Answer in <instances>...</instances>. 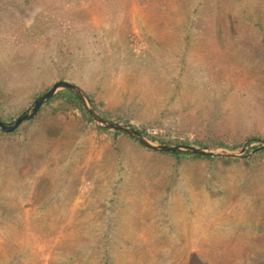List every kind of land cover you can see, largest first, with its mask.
I'll return each instance as SVG.
<instances>
[{
	"label": "rangeland",
	"instance_id": "obj_1",
	"mask_svg": "<svg viewBox=\"0 0 264 264\" xmlns=\"http://www.w3.org/2000/svg\"><path fill=\"white\" fill-rule=\"evenodd\" d=\"M58 81L157 141L264 140V0H0V120ZM96 128L55 98L0 132V264H264V153Z\"/></svg>",
	"mask_w": 264,
	"mask_h": 264
},
{
	"label": "water",
	"instance_id": "obj_2",
	"mask_svg": "<svg viewBox=\"0 0 264 264\" xmlns=\"http://www.w3.org/2000/svg\"><path fill=\"white\" fill-rule=\"evenodd\" d=\"M62 90L70 91L77 98L94 126L111 132L124 133L143 148L153 152L192 154L212 159L244 160L257 152L264 150V140H253V142L249 140L242 148L234 151H229L224 148L209 149L182 144L164 145L154 142L142 136L137 130L127 124L114 123L102 119L96 113L84 92L76 85L65 81L55 82L44 94L40 95L33 101L30 108L12 122L4 123L0 120V132L3 134L13 133L21 124L31 120L37 114L40 107L43 106L53 95Z\"/></svg>",
	"mask_w": 264,
	"mask_h": 264
},
{
	"label": "trees",
	"instance_id": "obj_3",
	"mask_svg": "<svg viewBox=\"0 0 264 264\" xmlns=\"http://www.w3.org/2000/svg\"><path fill=\"white\" fill-rule=\"evenodd\" d=\"M46 91V90H45ZM44 91V92H45ZM43 92V93H44ZM55 98H60L64 101H66L67 103L73 105L76 109L79 110V112L81 113L82 116H84L85 120L88 122V123H91V121L89 120L86 112L84 111V109L81 107L79 101L77 100V98L68 90H62V91H59L57 92L55 95H53L45 104L49 103L51 100L55 99ZM88 100L89 102L91 103L92 107L95 109V106L93 105V101L90 97H88ZM44 104V105H45ZM43 108V106L40 107L39 111H41V109ZM99 114V113H98ZM100 115V114H99ZM100 117L104 120H107L106 117L100 115ZM125 124L131 126L133 129L137 130L142 136L152 140V141H157L151 137H149L146 133H144L143 131H139L138 129H136L134 126L130 125L128 122H125ZM98 131H103V132H107V130H104V129H101V128H96ZM17 130V129H16ZM15 130V131H16ZM14 131V132H15ZM13 132V133H14ZM113 134V136H124V137H127L129 138L130 140H132L129 136H127L126 134L124 133H118V132H111ZM159 142L160 144H164V145H172L173 143L171 142H161V141H157ZM136 143V142H135ZM182 145H187V143H181ZM139 145V144H138ZM140 146V145H139ZM220 147L222 148H227L226 146L224 145H219ZM142 147V146H140ZM200 147H204V148H208V147H211V146H208V145H201ZM158 153V152H157ZM259 153H264V150L262 151H259ZM161 155H171L173 157H179V156H188V157H191L193 159H197V160H212L211 158L209 157H205V156H198V155H192V154H177V153H159ZM221 160V159H219ZM227 161H238V160H227Z\"/></svg>",
	"mask_w": 264,
	"mask_h": 264
},
{
	"label": "crops",
	"instance_id": "obj_4",
	"mask_svg": "<svg viewBox=\"0 0 264 264\" xmlns=\"http://www.w3.org/2000/svg\"><path fill=\"white\" fill-rule=\"evenodd\" d=\"M124 136H116V141L121 143L122 146H126V148H131V149H137L133 144H131L130 141L125 140Z\"/></svg>",
	"mask_w": 264,
	"mask_h": 264
}]
</instances>
